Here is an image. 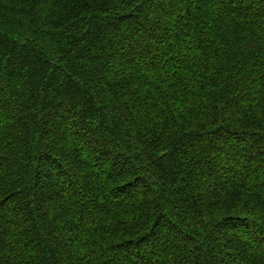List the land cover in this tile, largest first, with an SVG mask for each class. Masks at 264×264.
Segmentation results:
<instances>
[{
	"label": "trees",
	"instance_id": "trees-1",
	"mask_svg": "<svg viewBox=\"0 0 264 264\" xmlns=\"http://www.w3.org/2000/svg\"><path fill=\"white\" fill-rule=\"evenodd\" d=\"M0 264H264V0H0Z\"/></svg>",
	"mask_w": 264,
	"mask_h": 264
}]
</instances>
